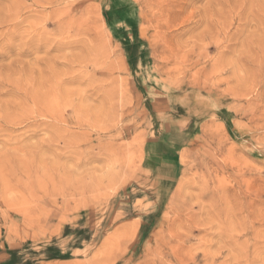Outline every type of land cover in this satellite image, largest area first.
<instances>
[{
    "label": "rangeland",
    "instance_id": "rangeland-1",
    "mask_svg": "<svg viewBox=\"0 0 264 264\" xmlns=\"http://www.w3.org/2000/svg\"><path fill=\"white\" fill-rule=\"evenodd\" d=\"M0 264H264V0H0Z\"/></svg>",
    "mask_w": 264,
    "mask_h": 264
},
{
    "label": "bare ground",
    "instance_id": "bare-ground-1",
    "mask_svg": "<svg viewBox=\"0 0 264 264\" xmlns=\"http://www.w3.org/2000/svg\"><path fill=\"white\" fill-rule=\"evenodd\" d=\"M164 39H165V38H164ZM165 40L167 41V39H165ZM167 42H168V41H167ZM161 43H162V42H161ZM164 43H165V42H164ZM168 43H169V42H168ZM168 43H166V44H168ZM161 45H162V44H161ZM168 45H170V44H168ZM161 47H164V45H163V46H160V48H161ZM169 47H170V46H169ZM165 48H166V47H165ZM165 50L168 51V49H165ZM161 51H164V50H161ZM174 51H175V50H174ZM168 52H169V51H168ZM168 54H169V53H168ZM168 54H165V55L168 56ZM175 54H176V53H175ZM175 54H174V55H175ZM177 54H178V53H177ZM162 56H163V55H162ZM171 56H172V55L169 54V57H171ZM160 57H161V56H160ZM165 57H166V56H165ZM165 57H164V59H165ZM169 57H168V58H169ZM168 58H167V59H168ZM171 59H172V58H171ZM166 61H168V60H166ZM176 62H177V61H176ZM166 64H167V63H166ZM163 65H164V64H163ZM157 66H158V65H157ZM166 66H167V65H166ZM158 67H159V66H158ZM161 67H162V66H161ZM163 69L165 70V68H163ZM158 71H159V70H158ZM161 71H162V70H161ZM162 72H163V71H162ZM215 204H216V203H215ZM223 206H224V203H223ZM208 207H209V206H208ZM206 208H207V207H206ZM219 209H220V208H219ZM217 210H218V209H217ZM220 210H221V209H220ZM227 210H228V208H227ZM228 211H229V210H228ZM218 212H219V211H218ZM226 212H227V211H226ZM214 213H215V212H214ZM216 213H217V212H216ZM223 213H224V211H223ZM227 213H228V212H227ZM219 214H220V212H219ZM224 214H225V213H224ZM228 214H229V213H228ZM226 215H227V214H226ZM228 232H229V231H228ZM228 232H227V233H228Z\"/></svg>",
    "mask_w": 264,
    "mask_h": 264
},
{
    "label": "crops",
    "instance_id": "crops-1",
    "mask_svg": "<svg viewBox=\"0 0 264 264\" xmlns=\"http://www.w3.org/2000/svg\"><path fill=\"white\" fill-rule=\"evenodd\" d=\"M163 164V163H162ZM169 166H172L171 164ZM174 166V165H173Z\"/></svg>",
    "mask_w": 264,
    "mask_h": 264
}]
</instances>
